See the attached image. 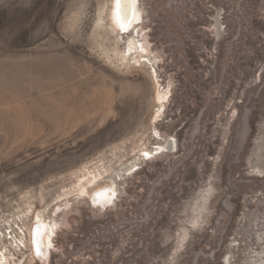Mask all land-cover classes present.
Wrapping results in <instances>:
<instances>
[{
    "label": "rangeland",
    "instance_id": "rangeland-1",
    "mask_svg": "<svg viewBox=\"0 0 264 264\" xmlns=\"http://www.w3.org/2000/svg\"><path fill=\"white\" fill-rule=\"evenodd\" d=\"M113 2L0 0V260L264 264V0Z\"/></svg>",
    "mask_w": 264,
    "mask_h": 264
},
{
    "label": "bare ground",
    "instance_id": "bare-ground-1",
    "mask_svg": "<svg viewBox=\"0 0 264 264\" xmlns=\"http://www.w3.org/2000/svg\"><path fill=\"white\" fill-rule=\"evenodd\" d=\"M139 3L140 0H119V8H117V0H114L112 13H111L114 32L118 33L119 30L124 32H129L132 30V32H134L135 34L137 35L140 34L141 32L140 25L143 23V17L139 9ZM118 35L121 36L122 33H118ZM131 35L132 34L128 35L130 37L127 43L128 54L131 57H133V55H136L137 53L141 55L147 52V50H145V47L140 42H137V40ZM167 95L168 94L166 93L163 96H161L160 100L162 101L167 99L168 97ZM170 143L169 144L167 143L165 146L160 147L159 150H156L157 154L166 153L168 150L171 151L172 149L174 150L173 148L174 145L172 146V143L171 144ZM151 154L152 152L149 153L146 151L144 153V156H150ZM94 198L95 201L99 202L100 204L112 201L114 199L113 188L109 187L106 190L96 192ZM50 230H51L50 226L48 224H45V222L42 225L36 226L35 229L33 230L32 241L34 243L38 255L47 256V254L49 253L50 250L49 248L51 245V232H52ZM0 263L3 264L2 258L0 260Z\"/></svg>",
    "mask_w": 264,
    "mask_h": 264
},
{
    "label": "snow or ice",
    "instance_id": "snow-or-ice-1",
    "mask_svg": "<svg viewBox=\"0 0 264 264\" xmlns=\"http://www.w3.org/2000/svg\"><path fill=\"white\" fill-rule=\"evenodd\" d=\"M117 8H119V0H117Z\"/></svg>",
    "mask_w": 264,
    "mask_h": 264
}]
</instances>
